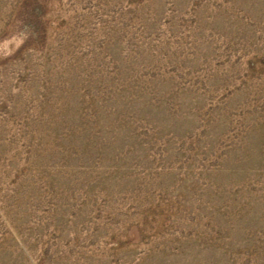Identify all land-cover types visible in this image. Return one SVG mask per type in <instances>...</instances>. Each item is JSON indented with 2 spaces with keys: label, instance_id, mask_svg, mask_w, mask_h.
Returning a JSON list of instances; mask_svg holds the SVG:
<instances>
[{
  "label": "rangeland",
  "instance_id": "rangeland-1",
  "mask_svg": "<svg viewBox=\"0 0 264 264\" xmlns=\"http://www.w3.org/2000/svg\"><path fill=\"white\" fill-rule=\"evenodd\" d=\"M0 264H264V0H0Z\"/></svg>",
  "mask_w": 264,
  "mask_h": 264
}]
</instances>
